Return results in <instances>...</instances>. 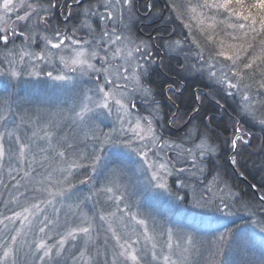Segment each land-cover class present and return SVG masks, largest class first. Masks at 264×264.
<instances>
[{
	"label": "rangeland",
	"instance_id": "obj_1",
	"mask_svg": "<svg viewBox=\"0 0 264 264\" xmlns=\"http://www.w3.org/2000/svg\"><path fill=\"white\" fill-rule=\"evenodd\" d=\"M29 1L24 0L25 4H29ZM99 1H101V9L94 12L98 15L92 14L95 20L90 19L86 11V21H89L87 24L97 22L95 25L98 23L106 25L111 20L101 18L106 16V5L103 4H106L107 0ZM135 1L133 0V10ZM2 2L3 0H0V3ZM111 2L115 5L116 0ZM120 3L123 4V0H120ZM171 3L172 0H169V4ZM19 4L20 0H16V11L8 14L10 22H15L14 26L18 23L16 16L25 14V11L19 12L20 9L28 10L20 7ZM91 4L90 8L95 7ZM132 8L129 12L127 6H124L122 19L113 14L112 23L117 27L116 34L131 36L137 41H146L150 45V53L151 41L134 34L137 12H133ZM2 11L0 9V14ZM35 18L36 16L26 21L27 25L31 26ZM177 20L181 23V30L183 29L186 35L182 33V30L180 34L185 37L179 36L177 39L162 41L164 49L166 48L169 52L171 50L179 53L181 50L191 52L190 45H195L192 42L193 36L200 40L202 37L196 29L192 28L190 32L189 28L184 27V24L188 23L187 18H177ZM192 24L195 28V21H192ZM0 27L4 25L0 24ZM28 29V32L25 30L24 33L34 39L25 40L20 36L19 44L4 47L7 50L3 52V56L0 55L2 59L0 72L9 67V53L22 48L38 53L45 47L41 37L54 36L44 32L31 33V29ZM228 29L226 32L235 31ZM103 31L105 30H100L101 34L94 36L99 38ZM82 39H88V37ZM92 39L91 35L88 40ZM221 39L229 40L227 36ZM177 41L181 42L180 45L176 44ZM210 48L211 46L208 50ZM106 51V49L103 50L101 55H104ZM193 51L197 57L198 50L193 49ZM59 54L71 55L67 49ZM194 54L191 53V56ZM150 56L151 63L148 64V70L159 61L157 56L155 59L154 56ZM52 59V63L26 59L25 63L13 65L21 73L18 77L0 76V86L5 82L10 85L7 93L0 90V115L5 117L4 120H0V132L18 134L23 143L32 145L31 151L26 152L23 159L13 155L10 159L6 158L0 165V221H3L0 223V255L6 247L12 245L11 237L16 236L15 264H133L131 260H126L119 255L120 248L113 239L112 232L109 231L111 225L122 237L120 243L127 241L132 248L138 250V255L143 257L141 264H164L162 258L153 261L150 253L155 244L158 257L169 255L166 247L168 243L173 246V260L179 257L182 264H208L209 252L215 251V247L209 241H214V237L223 232L225 226L231 227L232 224H238L242 229L254 232L255 243L247 252H240L231 242L226 243L223 247L224 255L216 257L219 264H264V244L261 243L264 234L252 224L254 220H263L262 212L253 206L248 207L239 197V192L223 182L226 181L223 175L211 178L204 187L199 188V179L207 177L206 174L209 171L204 159L211 154L208 153L203 157L197 154L195 166H193L192 156L185 154L178 158V154L183 153L186 148L181 143L163 138L158 133L154 122L153 126L157 135L169 143V147L164 151L174 162L169 170L170 174L163 180L168 185L167 189L157 188L154 186L155 182H149L150 173L145 170L142 158L134 151L140 146V142L134 140L130 147L124 146L123 142L132 139V133L129 131L131 125L128 123L123 125L127 134L114 133L113 143L105 146L99 153L101 160L95 165L96 171L93 172L92 160L81 158L94 151L95 141L92 136L108 133L112 128L119 129L121 124L117 121L115 113L107 118L98 117L92 113L83 121L77 117L76 113L80 111L84 103L94 107V104L87 101L86 97H91L93 101L97 99L98 84L103 85L106 90L113 85L105 81L102 73L90 72L86 75L80 71L73 72L62 65L55 56ZM93 63L98 68L104 66V62L99 57ZM112 63L119 64V58ZM200 63L199 61L195 63V66L192 65L193 68L199 67ZM192 71L194 75H204L208 78L206 71L204 73ZM33 72L36 74H32ZM48 72H51L53 76L49 77ZM57 75L67 76L68 79L55 80L54 77ZM97 75L100 76L99 79ZM146 75L147 73L143 82ZM124 83L123 80H116V84ZM124 91L125 101L131 109L129 120L139 117L154 118L152 116L155 115L161 118L162 114L159 110H155L156 107L150 109L153 110V115H148L141 108L145 105L144 109L149 111L151 105L144 104V100L151 96H145L137 91L130 82ZM235 96L239 102V113L261 124L259 120L264 119V107L259 109L255 117L249 116L241 110V94ZM132 104H135V108L131 107ZM33 132L37 133L35 137L32 135ZM46 132L52 134L51 147L49 141L44 138ZM5 142L12 146L11 151L14 153L17 148L15 135L6 136ZM40 149L45 151L41 152ZM189 149L196 153L195 147ZM61 151L65 153L63 159L56 154ZM182 160H187L184 166L180 164ZM73 162L82 166L72 168L69 175L65 169ZM181 168L185 171L181 172ZM114 178L116 187L113 193L104 192L102 189L113 187L109 181ZM45 189L51 191L63 189L64 195L53 198ZM110 196L112 199H109ZM121 196L123 200L116 199ZM221 200L227 202L229 207L223 209ZM197 201L207 206L197 207ZM33 204H39L40 211L30 215L27 221L22 217L14 221L5 219V217H13L14 213L22 212L24 208H30ZM218 206L222 210H217ZM117 207L120 211H117ZM112 213H115V216H112ZM102 216L108 219H101ZM139 220L146 221L147 233H145V226L137 223ZM80 227H89V235L76 233L75 239L67 236L68 232ZM41 228L44 229L43 232L40 231ZM17 230L20 231L19 235ZM169 234L171 240H169ZM146 235L153 239H146ZM65 237L63 249L57 255L59 242ZM189 237L192 238V245L188 244ZM41 241L51 247L53 253L51 257L43 260L40 259L43 255L42 250H36V245ZM184 248L191 250L184 253L182 252ZM81 252L84 253L83 256ZM9 264H11L10 261Z\"/></svg>",
	"mask_w": 264,
	"mask_h": 264
},
{
	"label": "snow or ice",
	"instance_id": "obj_2",
	"mask_svg": "<svg viewBox=\"0 0 264 264\" xmlns=\"http://www.w3.org/2000/svg\"><path fill=\"white\" fill-rule=\"evenodd\" d=\"M20 7L27 8L23 16L17 15L16 22H26L32 19L33 16L39 18L40 22H43L47 26V20L44 16H40L39 11L32 4H25L24 0H20ZM124 6H127L129 12L133 6V0H123V4L120 0H116L115 5L112 4L111 0H107L105 6L106 16L101 17L102 19H112L113 14L123 18ZM173 12L177 18H187L188 23L184 24V27L189 28L192 31L193 24L195 21V29L202 37V42L193 36L192 42L197 47V58L201 62L200 66L193 68L192 65H188V68L198 72H207L208 78L214 83V85L220 86L227 95L241 94L242 99L240 101L241 110L245 114L255 117L261 107H264V0H197V3H192V0H172L170 4ZM0 24L4 27H0V41H4L5 44L9 41V34L16 35L14 24L10 22L9 13L16 11V0H3L0 3ZM214 13V14H213ZM47 14V13H46ZM98 15V13H92ZM218 16H223V19H219ZM235 19V23H227V21ZM38 21L32 20L33 25ZM221 25H226L228 28L234 29V32H226L229 40H224L219 37L218 28ZM85 27L92 32L90 24L85 23ZM127 27V26H125ZM19 35L24 37L25 40L34 39L29 37L24 32H20ZM45 42V47L40 52H33L26 49H20L19 51L9 53L8 65L9 67L3 72H0V76L10 75L11 77H18L21 73L17 71L13 65L25 63L26 59L31 60H42L48 63L53 62L55 56L59 62L71 71H80L83 74L88 73H102L105 81L113 85L109 89H105L103 85H97V99L92 100L91 97H86V100L94 104V107H90L89 103H84L80 111L76 113L80 120H84L89 114L95 113L98 117H110L115 113L117 121L121 124V128H112L108 133H102L101 135H93L92 139L95 141L94 151L88 155L81 157L82 159H91L93 164V172L96 171L95 165L100 163L101 156L100 152L103 151L104 147L113 143L112 135L114 133L127 134L123 128L125 123L131 125L129 131L132 133V139H129L124 143V146L130 147L134 140L140 142V146L134 151L142 158V164L145 166V170L150 173V183L155 182L154 186L157 188L167 189L168 185L163 182L164 177L170 174V168L173 166V161L167 156L164 151L165 148L169 147L167 141L162 140L157 135L156 129L153 126L154 118L139 117L134 120H129L128 117L131 115V109L129 104L125 101V89L128 87L130 82L137 91L142 92L145 96H151L152 90L150 86H145L143 78L148 71V64L151 63V56L149 53L150 45L146 41H137L131 36H125L122 34H116L114 28L111 32L105 30L102 35L97 38L93 36L92 40L74 38L69 35H62L59 31L54 33L52 38L47 35L41 37ZM68 41L69 43H65ZM95 41V43H94ZM180 41L176 44L180 45ZM211 45L209 49V55L205 56V46ZM69 50L71 55L65 56L59 53L63 50ZM107 50L104 55H101L103 50ZM100 58L104 62V66L96 67L93 63ZM119 58L120 63L114 64ZM222 58V59H221ZM32 74H36L33 72ZM47 75L52 77L53 74L48 72ZM97 75V79H99ZM55 80L64 81L68 77L64 75H57L54 77ZM116 80L125 81L124 84H116ZM10 88L9 83L5 82L0 86V90L5 93ZM169 91H175L170 85ZM135 108V104L131 105ZM5 117L0 115V120H4ZM259 123L264 125V119H260ZM15 135V141L17 148L13 153L11 151V145L6 144L5 137H12ZM33 137L37 135L33 132ZM51 133H45L44 138L49 141L51 147ZM250 136L251 133H243L239 128L236 130L234 138L231 140V146L233 149L238 148L239 143H247L244 136ZM70 147V146H69ZM32 145L30 143H23L18 134L13 132H0V165L6 158H11L15 155L18 159H23L25 153L31 151ZM196 153L192 149L186 148L180 155H188L193 157V166H195L196 156L203 157L215 149L212 148L209 143L201 138L198 144H195ZM41 152L45 149H40ZM61 159L64 158V152L56 153ZM163 161V162H161ZM232 163H236V158L233 156ZM75 162L69 165L65 171L71 174L72 168L81 167ZM181 172L185 169L181 168ZM30 175V173H25ZM84 183V181H81ZM109 183L113 184V187H107L102 189L106 193H113L115 185V178ZM227 187V185H225ZM71 187V185H69ZM49 195L63 196L64 190L60 189L57 191H51ZM109 199H112L110 196ZM116 199L123 200V197H116ZM178 199H183L178 197ZM51 202V201H49ZM223 209L229 207V204L224 200L220 201ZM206 204H200L197 201V207H206ZM217 210H222L219 206ZM40 211L39 204H33L30 208H24L22 212L14 213L13 217H5L6 220H13L23 218L27 221L30 215H34ZM117 211L120 209L117 207ZM115 216V213L111 214ZM101 219L107 220L108 217L102 216ZM134 219V217H133ZM3 223V221H0ZM138 224L145 226V233H147L146 221L139 220ZM254 228H258L260 233L264 234V220L252 221ZM7 227V225H5ZM44 231L43 228L40 229ZM109 231L112 232L113 239L117 242L120 252L119 255L131 260L133 264H141L143 259L142 256L138 255V250L134 249L125 241L120 243L122 237L116 232L114 228L109 226ZM76 233H83L89 235V227H80L73 229L67 233L68 237L76 238ZM20 231L17 230V235ZM146 239H153L151 236L145 237ZM17 237H11L12 245H9L0 255V264H15V242ZM169 240L171 235L169 234ZM66 241V237L62 238L59 242V248L57 255L63 249V245ZM231 242L235 245L236 249L240 252H247L250 250V246L255 243V235L253 231L242 229L241 225L232 224L231 227L225 226L224 231L218 236L214 237V241H209L215 247V251L209 252L208 264H219L216 257L224 255L223 247L226 243ZM262 244H264V237H262ZM188 244L192 245V238H188ZM169 255L158 257L156 254V245L153 244L151 250V258L153 261L163 259L164 264H182L180 258L177 260L172 259V244L166 245ZM194 247V246H193ZM36 250L43 252L40 257L41 260L52 256V248L47 246L45 242L41 241L36 245ZM191 249L184 248L182 252L187 253ZM84 253L81 252V256Z\"/></svg>",
	"mask_w": 264,
	"mask_h": 264
},
{
	"label": "trees",
	"instance_id": "obj_3",
	"mask_svg": "<svg viewBox=\"0 0 264 264\" xmlns=\"http://www.w3.org/2000/svg\"><path fill=\"white\" fill-rule=\"evenodd\" d=\"M137 1L138 9L137 5H134L133 12L140 10L147 13L149 11L148 3L152 10L144 18L136 13L135 28L145 22L142 29L152 34L150 38L153 40V36L157 35V39L153 41L156 45L151 41L154 59L157 56L160 60L161 53L164 52L160 62L161 66L159 67L157 62L148 70L144 79V84L150 86L152 90L151 98L144 100V104L151 105L149 111L144 109L146 107L143 105V101V106L139 105L148 115L154 113L153 110H150L151 107H156L155 110L160 111L161 118L156 115L152 117H154L158 133L163 138L181 143L185 148L195 147V144L203 138L215 149L210 152L211 155L204 159L209 171L206 174L207 177L199 179V188L204 187L211 178L223 175L224 178H222L226 180L223 182L234 191H238L239 197L248 207L253 206L260 210L264 220V201L257 197L252 188L255 186L259 195L264 199V127L239 113V102L235 95H227L220 86L214 85L204 75L191 73L188 65L195 66V63L199 62L194 54L195 51H193V49L197 50L196 45H190L191 52L189 50H181L180 53L172 52V50L169 52L166 48L164 49L162 41L186 35L184 30L182 29L183 32L181 30V23L170 7L169 0ZM196 1L192 0V2ZM218 18L223 19V16H218ZM231 21L232 23L236 22L235 19L227 22ZM193 29L195 28L193 27ZM226 30H229L226 25H221L218 28L220 38L226 37L224 36ZM180 31L185 35H181ZM134 34L137 36L136 30ZM20 40V37H12L7 44L0 41V55L3 56V52L7 50L4 47L17 45L21 42ZM210 46H205L207 48L204 51L205 56L209 55L208 48ZM191 53L194 55L191 56ZM170 85L175 91H169ZM237 128L243 133H251V135L244 136L247 143L238 142V148L233 149L231 140L234 138ZM233 156L236 158L235 164L232 163ZM185 161L187 160L180 161L181 166H184ZM232 164L238 173L235 172ZM239 175L245 177L249 182Z\"/></svg>",
	"mask_w": 264,
	"mask_h": 264
},
{
	"label": "flooded vegetation",
	"instance_id": "obj_4",
	"mask_svg": "<svg viewBox=\"0 0 264 264\" xmlns=\"http://www.w3.org/2000/svg\"><path fill=\"white\" fill-rule=\"evenodd\" d=\"M100 2V3H99ZM67 3V5H66ZM93 3V4H91ZM138 1H135V4L137 5ZM29 4H32L33 7H36L37 10L40 13V16H44L47 20V26L43 22L39 21V18L36 17L34 20H37L38 22L31 26L27 25V22H18L14 27L16 31V35L9 34L10 38H17L20 37L19 33L24 32L25 30L28 32V28L31 29V33L35 32H44L46 34L51 33L54 34L55 32L59 31L62 35H69V36H77L79 38L88 37L91 38V35H100L99 31L101 30H108L111 32L114 28L117 30L116 26H113L112 20L113 18L106 23V25H101L98 23V25L91 24L92 32H89V29L84 26L85 23L89 22L86 21V11L90 15V19L95 20L94 17H92V13L95 11H98L101 9V1L99 0H30ZM90 4L94 5L95 7L90 8ZM66 5V10L64 11V6ZM103 5H106L105 3ZM149 11L147 13L141 12L140 10L137 12L138 15L141 17H147L152 8L149 6ZM138 9V5H137ZM26 11L20 9L19 12ZM47 13V14H46ZM34 17V16H33ZM86 17V18H85ZM89 19V18H88ZM144 23H141V25H137L135 30L137 33V36L139 38H145L150 41H152V44L156 45L155 41L157 39V35L153 36V40L150 38L152 34L147 33L144 29H142V25ZM99 27V28H98ZM26 28V29H25ZM174 33V30L172 31V34ZM171 34V35H172ZM162 36V35H161ZM9 38V39H10ZM4 42V41H3ZM156 48V47H155ZM164 52L161 53V59L163 58ZM150 55H153V52L150 51ZM161 59L158 61V66L160 67ZM100 77V76H99Z\"/></svg>",
	"mask_w": 264,
	"mask_h": 264
},
{
	"label": "water",
	"instance_id": "obj_5",
	"mask_svg": "<svg viewBox=\"0 0 264 264\" xmlns=\"http://www.w3.org/2000/svg\"><path fill=\"white\" fill-rule=\"evenodd\" d=\"M232 167H233V169L235 170V172L236 173H238L237 172V169H236V167L232 164ZM241 178H243L245 181H247V182H249L245 177H243L242 175H239ZM252 185V184H251ZM252 188H253V190L256 192V195H257V197L260 199V200H263L264 201V199L259 195V193L257 192V189L255 188V186L253 187L252 186Z\"/></svg>",
	"mask_w": 264,
	"mask_h": 264
}]
</instances>
